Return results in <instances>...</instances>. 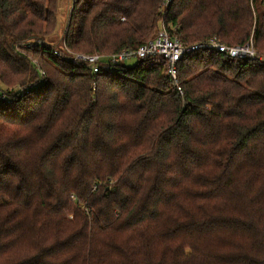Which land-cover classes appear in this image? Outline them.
Masks as SVG:
<instances>
[{
    "label": "trees",
    "instance_id": "obj_1",
    "mask_svg": "<svg viewBox=\"0 0 264 264\" xmlns=\"http://www.w3.org/2000/svg\"><path fill=\"white\" fill-rule=\"evenodd\" d=\"M167 2L75 0L63 41L109 55L163 25L264 51V0ZM57 10L0 0V83L25 91L0 101V264H264V65L188 57L183 95L153 59L97 76L22 48Z\"/></svg>",
    "mask_w": 264,
    "mask_h": 264
},
{
    "label": "built area",
    "instance_id": "obj_2",
    "mask_svg": "<svg viewBox=\"0 0 264 264\" xmlns=\"http://www.w3.org/2000/svg\"><path fill=\"white\" fill-rule=\"evenodd\" d=\"M169 3L170 0H168L167 5ZM63 45L65 46L61 47L60 50L49 46L45 41L38 40L31 44L25 43L22 45V48L29 49L38 46L51 48L53 53L59 58L76 66L85 67L90 73L97 76L98 74L123 71L128 62L136 61L138 63L153 59L164 67L167 77L177 86L180 95H183V90L178 85L179 64L186 58L198 55L199 53H218L237 61H256L264 65V57L256 51L253 41L245 45L234 46L225 45L217 39L186 44L180 38L178 27H173L169 30L163 25L158 36L152 41L137 49H124L118 53L109 55L75 53L66 47L65 41ZM22 48L20 50H23ZM23 92H25L23 89L13 90L5 88L3 91H0V101L11 103L17 95Z\"/></svg>",
    "mask_w": 264,
    "mask_h": 264
},
{
    "label": "rangeland",
    "instance_id": "obj_3",
    "mask_svg": "<svg viewBox=\"0 0 264 264\" xmlns=\"http://www.w3.org/2000/svg\"><path fill=\"white\" fill-rule=\"evenodd\" d=\"M73 7H74V0H58V10H57V30H55V32L50 36L46 37L45 41L47 44H49V46H54L55 48H59V47H63L65 45L64 44V35L66 33V31L68 30V26L70 24L71 21V16H72V12H73ZM253 16L254 18H256V11L255 8H253ZM122 22L123 19H122ZM255 27V24H254ZM255 29V28H254ZM215 39V38H212ZM218 40V39H217ZM220 41V40H219ZM251 41H253V44L255 46L256 51L262 56L264 57V51H260L257 47H256V40L254 38V34L252 35ZM250 41V42H251ZM221 42V41H220ZM223 43V42H222ZM225 44V43H224ZM227 45V44H225ZM229 46H234V45H229ZM75 53H80V52H75ZM82 53V52H81ZM98 54V53H96ZM102 55H107L106 53H100ZM136 63V61H132V62H128L126 63V68H131L133 67ZM22 87H18V86H11V88L9 89H13V90H19ZM5 88L3 87V85L0 84V91H3ZM70 219H74L73 215L69 216Z\"/></svg>",
    "mask_w": 264,
    "mask_h": 264
}]
</instances>
